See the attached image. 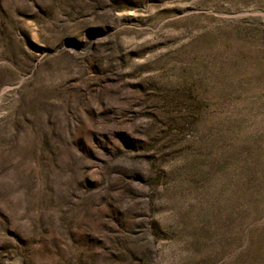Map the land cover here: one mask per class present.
Instances as JSON below:
<instances>
[{
  "label": "rangeland",
  "instance_id": "obj_1",
  "mask_svg": "<svg viewBox=\"0 0 264 264\" xmlns=\"http://www.w3.org/2000/svg\"><path fill=\"white\" fill-rule=\"evenodd\" d=\"M0 264H264V0H0Z\"/></svg>",
  "mask_w": 264,
  "mask_h": 264
}]
</instances>
